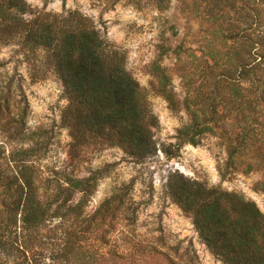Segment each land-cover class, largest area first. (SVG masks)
I'll return each mask as SVG.
<instances>
[{"label":"trees","instance_id":"16d2710c","mask_svg":"<svg viewBox=\"0 0 264 264\" xmlns=\"http://www.w3.org/2000/svg\"><path fill=\"white\" fill-rule=\"evenodd\" d=\"M147 1L161 12L170 10L172 3ZM179 1L187 32L175 46L168 39L159 45L158 60L150 69L158 79L155 92L177 111L173 78L160 61L165 55H174L179 63L187 61L190 70L182 78L191 123L179 136L194 146L205 135L218 137L228 154L226 174L262 172L258 189L264 193V0ZM196 21L200 28L192 33ZM178 34L172 27V38ZM16 40L49 53L69 102L63 123L75 148L119 146L137 161L156 153L157 119L150 91L133 78L126 54L101 34L92 19L78 11L38 10L25 0H0V42ZM193 41L199 49L192 47ZM192 77L200 80L198 85ZM12 86L0 90V136L5 139L0 143V188L5 194L0 248L9 242L7 234L21 236L22 230L38 229L81 192V202L72 209L78 210L93 192L87 180L68 177L53 193L40 191L38 161L46 146L38 133H28L27 108ZM167 187L218 259L225 264H264V213L256 203L179 173L170 177ZM60 201L52 214V206ZM65 244L66 260L72 255L76 264L95 262L75 252L72 242Z\"/></svg>","mask_w":264,"mask_h":264},{"label":"rangeland","instance_id":"374dc122","mask_svg":"<svg viewBox=\"0 0 264 264\" xmlns=\"http://www.w3.org/2000/svg\"><path fill=\"white\" fill-rule=\"evenodd\" d=\"M25 1L46 12H80L126 54L127 70L150 91L151 109L157 119L153 129L156 153L137 161L119 146L75 148L74 138L63 123L69 102L49 53L32 50L20 40L0 42V90L6 91L13 84L15 96L27 108L28 133H38L46 146L38 161L40 191L53 193L57 183L66 182L67 177L87 180L93 190L80 209L72 210L83 198L78 192L59 215H51L38 229L22 230L21 236L7 234L9 242L0 248V264H76L72 255L69 260L63 257L68 251L66 241L72 242L75 252L93 258L95 262L90 264H225L202 241L193 220L171 199L167 187L170 177L179 173L237 193L264 213V193L258 189L263 173L226 174L228 154L218 137L205 135L194 146L179 136V131L191 123L184 107L188 93L182 78L190 70L187 61L179 63L174 55H165L160 61L173 78L177 111L155 92L158 79L150 69L158 60L159 45L168 39L175 46L187 32L180 1L172 0L166 12L147 0ZM192 26V33L198 32L199 22ZM172 27L179 33L175 38ZM193 42L192 47L199 49L200 45ZM192 78L198 85L200 80ZM4 195L0 188V211ZM60 203L52 206V214Z\"/></svg>","mask_w":264,"mask_h":264}]
</instances>
